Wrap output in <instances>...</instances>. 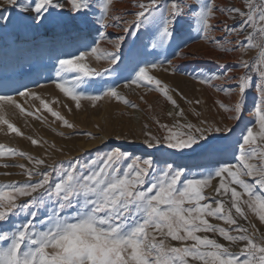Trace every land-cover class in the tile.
<instances>
[{
    "label": "snow or ice",
    "instance_id": "snow-or-ice-1",
    "mask_svg": "<svg viewBox=\"0 0 264 264\" xmlns=\"http://www.w3.org/2000/svg\"><path fill=\"white\" fill-rule=\"evenodd\" d=\"M0 8V27L13 24L55 50L54 82L77 108L82 99H123L116 87L102 88L99 94L87 91L98 78L118 70L128 72L125 87L157 91L173 106L165 113L169 122L154 118L155 132L144 125L141 147L154 151L142 155L106 145V151L90 157L49 163L0 144V158L21 157L31 164L0 165L18 167L26 177L23 182L0 184V264H264V234L257 236L246 211L256 213L264 226V0H243L232 7L216 5L215 0H137L132 21L115 14L113 0H0ZM216 13L233 24L219 20ZM109 28H119L125 35L113 38ZM193 30L222 54L241 53L236 66L242 74L229 76L228 69L195 76L197 82L235 97L227 103L214 101L217 110L227 114L219 120L203 115L199 98L188 99L149 74L158 67L149 57L173 45V55H178L187 47L186 32ZM216 31L222 35L215 36ZM128 37L134 39L125 53ZM102 41L113 50L102 48ZM254 48L258 55L245 59ZM90 57L106 61L108 67H93ZM218 67L226 68L219 63ZM216 81L236 83L231 87ZM23 88L15 89L17 96L39 100L63 126L74 128L39 94ZM249 91L258 94L253 104L258 130L246 126L242 131L235 142L234 165L226 157L235 126L225 121L242 119ZM123 103L139 107L128 99ZM8 106L25 113L12 95L0 94V124L23 135L4 117ZM28 139L32 145L41 143ZM199 168L203 171L194 170ZM245 177L254 179L249 182ZM214 178H219L218 186L213 185ZM208 188L215 196L206 194ZM209 217L229 227L210 223ZM207 233H218L230 246ZM169 240L193 243L172 246ZM232 246L239 251H232Z\"/></svg>",
    "mask_w": 264,
    "mask_h": 264
},
{
    "label": "rangeland",
    "instance_id": "rangeland-1",
    "mask_svg": "<svg viewBox=\"0 0 264 264\" xmlns=\"http://www.w3.org/2000/svg\"><path fill=\"white\" fill-rule=\"evenodd\" d=\"M143 2H147V0H143ZM136 3L137 0H113L115 14L122 16L127 21H132L134 19L132 13L137 10L135 8ZM242 3L243 0H215V4L221 7L241 6ZM0 11H3V9L0 8ZM11 11L14 12L15 9ZM216 15L219 20H227L229 25L233 24V21L228 19L226 15L220 13H216ZM212 22L216 23V20ZM185 28L187 29V26ZM108 32L112 34L113 38L125 35L119 28H109ZM214 35L219 37L222 33L216 31ZM186 38L187 47L183 48L178 55H173L175 50L173 45L172 48L166 50H157L155 56L149 57L150 60H155L158 64L157 68L149 70V74L160 79L169 88L179 89L188 99L199 98L202 101L203 115L208 118L215 117L219 120L227 114L218 111L214 101L222 100L227 103L230 99L234 100L235 97L226 96L224 93L216 91L215 88L197 82L195 76L200 72L210 75L213 72L221 73L228 69H231V71H227L229 76H238L243 73V70L236 66V60L241 53L222 54L210 40L201 39L194 30L190 34L186 32ZM133 39L134 37L126 39L123 49L125 53L128 52ZM56 46L62 47L58 41ZM101 47L107 48L109 51L113 50L110 44L103 41ZM149 51L152 50L149 48ZM258 51L255 48L250 49L244 54V58L251 59L258 55ZM186 54L188 58L184 59L183 57ZM54 55L55 50L51 46L45 44L41 39L34 41L31 33H24L13 24L0 27V94L12 95L25 108V113H21L19 109L13 106L3 109L4 117L18 127L23 135H17L11 132L7 125L0 124V144L17 151H24L37 158H44L49 163L53 160L61 162L76 157H90L96 152L106 151V145L122 147L134 155L154 151L143 149L141 141L144 139L145 124L155 132L154 118L159 117L163 122H169L165 113L171 111L173 106L161 93L149 91L143 86L125 87L127 81L123 77H126L128 72L118 70L117 72L105 74L102 79L98 78L97 82L89 87L87 91L99 94L102 88L106 90L108 87H116L123 99L130 100L138 105V108L125 105L123 99L118 101L110 97H103L100 101L82 99L80 107L77 108L76 102L56 87L52 59ZM89 59L91 65L99 70L108 67L106 61H95L92 57ZM168 61H172V65L176 67L173 68ZM218 63L225 65L226 68H219ZM215 83L235 87L236 82L216 81ZM23 86L39 94L42 99L50 104L54 111L60 112L62 116L68 119L74 125V128L69 129L63 126L62 121L56 120L43 109L39 100L32 98L26 100L17 96L15 89L21 88V90H24ZM257 95L254 91L248 92L245 111L239 122L225 121L235 126V132L231 134V140L227 145L226 157L234 165L237 164V160L233 158L235 142L241 136L242 131L246 126H252L254 132L258 130V124H253V118L255 117L253 104L256 102ZM173 98L177 99L181 107L185 106L184 101L180 100L175 93H173ZM149 105L152 106L151 110H149ZM27 112H33L34 115L28 116L26 115ZM37 116L41 119H37ZM189 119L195 122L193 117L189 116ZM61 133H63V136L60 135ZM89 133L97 138L91 139L87 135ZM28 137L37 139L41 143L32 145ZM133 140L135 143H132ZM4 163L25 164L31 167V164L21 157L0 158V165ZM199 163L206 164L207 162L200 161ZM252 163H256V161L253 160ZM194 170L203 171V168ZM21 171L18 167H0V184L23 182L26 177L20 175ZM5 172L11 173V175H3ZM245 179L252 182L254 178L245 177ZM212 183L218 186L219 178H214ZM206 194L215 196L212 188L206 189ZM223 199L226 201V207L229 206L227 197ZM246 211L249 220L256 224L257 236L264 234V226L258 221L256 213L247 209ZM41 216H43V213L37 219L39 220ZM208 219L210 223L225 228L229 227L223 221H218L212 217ZM241 222L246 227L248 226L246 221ZM200 235H205V233H200ZM206 235L217 239L218 242L224 243L226 246H230V242L224 241L218 233H207ZM169 243L172 246H187L193 242L182 243L169 240ZM231 250L238 252L239 248L232 246Z\"/></svg>",
    "mask_w": 264,
    "mask_h": 264
}]
</instances>
